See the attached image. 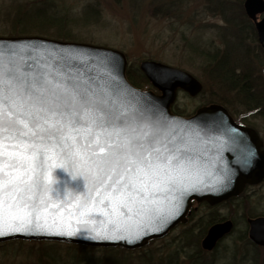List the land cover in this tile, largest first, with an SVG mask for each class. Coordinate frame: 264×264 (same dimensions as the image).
Returning a JSON list of instances; mask_svg holds the SVG:
<instances>
[{"label":"snow or ice","instance_id":"obj_1","mask_svg":"<svg viewBox=\"0 0 264 264\" xmlns=\"http://www.w3.org/2000/svg\"><path fill=\"white\" fill-rule=\"evenodd\" d=\"M41 47L0 45V235L57 227L44 216L56 207L69 236L140 239L179 214L202 175L230 180L226 166L210 171L211 125L170 119L115 60ZM69 169L71 190L55 179Z\"/></svg>","mask_w":264,"mask_h":264},{"label":"rangeland","instance_id":"obj_2","mask_svg":"<svg viewBox=\"0 0 264 264\" xmlns=\"http://www.w3.org/2000/svg\"><path fill=\"white\" fill-rule=\"evenodd\" d=\"M243 1L0 0V36L16 37L10 32L21 28L53 32L58 29V19H63L68 23V35L73 38L69 39L70 42L104 46L122 52L126 57L127 76L134 71L143 73L140 65L145 60L185 70L201 82L202 89L194 96L178 89L180 92L171 105L172 110L181 108L184 115H191L202 106L221 105L229 114L256 130L263 148L264 108L250 113L239 101L242 95L238 94V90L222 84L220 78L215 77L216 72L211 70L216 67L211 60L213 55H225L227 42L228 45H241L239 48L243 52L240 55L245 53L250 58L246 61L250 63V77H245V80L249 79V87L256 88L254 93L264 100L262 54H259L252 38H243L240 42L235 37L238 26L226 20L243 22V9L240 7L242 4L243 8ZM220 7L226 8L224 12ZM34 13L40 14L43 20L39 21L40 15L35 16ZM226 57L232 59L230 52ZM239 62L245 66V63ZM139 85L145 90L158 91L152 84ZM191 208L187 222L180 223L164 238L126 251L132 252L134 260L148 255L157 264H196L203 258V264H227L231 248L244 244L242 231H245L246 219L264 215V180L247 185L239 195L230 199L214 205L206 201L195 202ZM227 220L232 221V231L213 251L204 250L201 240L208 229ZM24 241V244L0 243V264H88L87 259H102L108 254L100 247L78 248L51 241ZM250 251L256 252L255 249ZM258 251L264 253V247L259 246Z\"/></svg>","mask_w":264,"mask_h":264},{"label":"water","instance_id":"obj_3","mask_svg":"<svg viewBox=\"0 0 264 264\" xmlns=\"http://www.w3.org/2000/svg\"><path fill=\"white\" fill-rule=\"evenodd\" d=\"M245 12L250 19L255 23L258 40L264 45V0H245ZM263 16L258 19V15ZM9 44H31L33 46L48 49H70L88 57H98L101 59L108 58L116 61L115 74L119 79L131 90L143 94L142 98L149 104L159 107L170 119L177 121L194 122L201 126H212L211 143H209V157L212 159L214 171L217 175L225 166L231 170V178L226 184H219L213 177L201 176L203 184L198 185V190L188 194L185 197L184 203L180 208L179 214L170 219L166 225H160V231L148 230L140 239L134 237L130 239H93L89 232L81 228V231L69 236L67 224L60 227L61 215L67 217V212H61L56 207H50L49 211L44 213L45 218L51 222L55 219L57 227L46 228L40 231L13 233L9 229H4L5 235H0V242L11 239L24 240H58L68 243L84 244L87 246L97 247H122L126 249H136L145 246L149 240L160 238L167 235L180 222L187 221V213L191 207L192 200L198 202L207 201L210 204H216L223 200H227L238 195L246 184L258 183L264 178V151L260 149L262 141L258 137L255 130L238 124L228 113L223 106L214 104L211 106H202L198 108L196 113L191 117H180L171 112V105L174 102L179 88L187 91L190 95H197L202 84L189 72L172 67L161 62L145 60L141 63L140 68L159 90L161 95L149 91L144 92L132 85L126 77V57L115 49L70 41H60L45 37L30 36V37H0V45ZM112 67L111 63L108 65ZM229 129H235L234 132ZM250 151L252 153L249 162L242 164L243 155ZM68 190H71L75 183L73 178V170L60 172L55 176ZM53 203H59L54 201ZM99 219H103L100 217ZM249 236L250 239L257 245L264 246V218L251 219ZM72 227L75 228V220L71 221ZM232 222L216 223L212 225L207 234L201 241V247L204 250L212 251L223 236L229 233L232 229ZM97 228L103 227L99 223ZM109 230L112 225L107 226ZM129 227L134 228L135 224H130Z\"/></svg>","mask_w":264,"mask_h":264},{"label":"trees","instance_id":"obj_4","mask_svg":"<svg viewBox=\"0 0 264 264\" xmlns=\"http://www.w3.org/2000/svg\"><path fill=\"white\" fill-rule=\"evenodd\" d=\"M240 7H241V9H243L242 4L240 5ZM225 9H226L225 7H220V10L222 12H224ZM34 14H35V16H36V14L40 15L38 13H34ZM242 14L244 15L243 22H241V21L237 22L236 21L234 23V22H232V19H229V18H227L226 20H227V22L233 23L234 26H238V28L236 29V32H235V37L238 38L240 40V42L243 41L242 40L243 38H250V39L252 38L253 39V41L256 43V46L258 47L259 54H262V57L264 59V46H262L258 43L257 34L255 31L254 24L251 20H249L246 17L244 10H242ZM38 20L42 21L43 17L40 15ZM67 29H68V23L66 21H64L63 19H58V29L53 30V32H51V31L49 32L48 30H42V29L21 28V29H17V30L14 29L12 32H10V35L18 36V35H26V34H35V35H42V36H48V37H50V35H51L52 38H56L59 40L60 39L61 40L73 39L71 36L68 35L69 33H68ZM239 46H241V45H239V44L228 45V42H227V50L228 51L225 55L219 56V57H216L217 56L216 54L213 55V59H211V60H213V63H215L216 67L215 68L212 67L211 70H212V72H216L215 77L220 78V82H222V84H225L232 89L238 90V92H239L238 94L242 95V97L239 98V101L244 105L245 108H247L251 112L255 111V110H256L255 112H257L258 110L264 108V100L259 99L257 97V95L254 93L256 88L254 90V89L249 87V85H250V83L248 81L249 79L245 80V77H250L249 67H248L250 63L249 62L246 63L247 59L250 60V58H249L248 54L245 55V53H243V55H240L243 52V50H241V47L239 48ZM229 52L232 55L231 60H229L226 57ZM255 55H257V54H255ZM239 61L245 63V66L243 64H241ZM239 67H241V68H239ZM241 77H242V82H240ZM128 78L134 85H136L139 88H141V86L139 84H143V83L149 84V80L146 78V76L143 73L137 74V72L134 71V72H131V74L130 73L128 74ZM175 112L180 114V115H184V111H182L181 108L180 109L177 108V110ZM213 221L214 220H212V222ZM244 230H245L244 232L242 231L244 244L241 247L231 248V250L228 253L229 256L227 257V261H226V262H228L227 264H231V260L233 259L232 256H234L237 252L242 253V254L250 252V253H253L255 255H257L261 252V251H258L259 250L258 246H255L253 243H251L248 240L246 229H244ZM191 236H193V235H191ZM198 240H199V236L197 239V243L199 242ZM13 243L24 244V243H26V241L14 240V241H9V242L4 243V244H13ZM4 244H2V245L4 246ZM68 246H70V245H68ZM71 246L77 247V245H71ZM78 248H84V246H78ZM254 249L256 250V252L250 251V250H254ZM101 250L106 251L105 253H108V254H105V256L102 259H97V258L91 259V258H89V259H87L88 264H157V262L153 261V259L148 255H143V257H141V258L139 257V260H134V258H132L134 256L132 255V252H130V251H126L123 249H116V248H104ZM110 255H112V257H110ZM197 259H199V257H197ZM170 261H171V259H170ZM203 261H204V258L201 259V261L198 260V262H201V264H203ZM152 262H155V263H152ZM198 262L196 264H198ZM161 264H164V263H161ZM170 264H171V262H170Z\"/></svg>","mask_w":264,"mask_h":264},{"label":"flooded vegetation","instance_id":"obj_5","mask_svg":"<svg viewBox=\"0 0 264 264\" xmlns=\"http://www.w3.org/2000/svg\"><path fill=\"white\" fill-rule=\"evenodd\" d=\"M262 149H264V147ZM246 225H247V222H246ZM246 233H248V229H246ZM232 257L233 259L231 260V264H264V253L263 252H260L257 255L250 253V252H247L245 254L237 252Z\"/></svg>","mask_w":264,"mask_h":264}]
</instances>
